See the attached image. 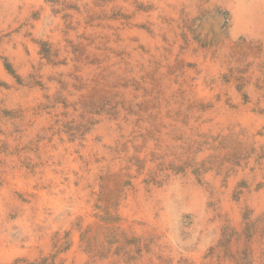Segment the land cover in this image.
Segmentation results:
<instances>
[{"label":"rangeland","instance_id":"obj_1","mask_svg":"<svg viewBox=\"0 0 264 264\" xmlns=\"http://www.w3.org/2000/svg\"><path fill=\"white\" fill-rule=\"evenodd\" d=\"M0 264H264V0H0Z\"/></svg>","mask_w":264,"mask_h":264}]
</instances>
